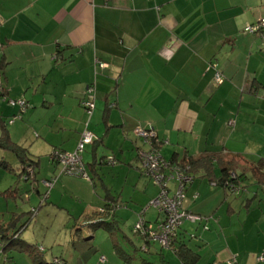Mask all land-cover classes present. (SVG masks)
Wrapping results in <instances>:
<instances>
[{"label": "crops", "instance_id": "obj_1", "mask_svg": "<svg viewBox=\"0 0 264 264\" xmlns=\"http://www.w3.org/2000/svg\"><path fill=\"white\" fill-rule=\"evenodd\" d=\"M262 18L264 0H0V119L6 113L29 120L38 109H47L54 111L55 131L66 135L56 141L39 126L37 140L27 146L26 125L10 119L4 120L11 126L10 139L38 164L40 152L31 147L72 153L83 131L96 137L84 158L92 186H102V200L88 205L81 222L70 226L66 244L75 241L74 246H67L69 253L61 260L88 263L90 251H74L82 228L88 231L83 239L90 242L99 228L89 224L99 219L96 214L105 205L113 214L103 220L118 226V205L140 206L132 197L124 200L126 190L141 195L143 203L156 196L157 188L139 166L138 151L153 148L169 165L207 157L208 167L195 163L185 187L187 211L214 213L229 202L226 213L231 212L226 191L214 184L222 178V164L264 191L250 172L264 161V40L245 32ZM216 73L222 82H215ZM89 87L94 108L87 114L82 102ZM8 100L23 101L25 107L11 106ZM137 126L154 132L153 147L134 136ZM108 156L116 164L110 169L111 184L100 175ZM17 164L21 167L18 159ZM3 181L0 171V227L5 229L20 215L9 212L5 197L10 195L4 196L17 189L3 190ZM32 185L40 197L39 185ZM33 209L19 219L26 218L17 229L21 240ZM219 225L225 229L215 251L219 264H261L256 258L264 253V222L258 227L256 221L232 224L220 218ZM114 236L115 229L108 232L114 250L130 262ZM9 257L12 261L5 263L1 255L0 264H32L24 253Z\"/></svg>", "mask_w": 264, "mask_h": 264}, {"label": "rangeland", "instance_id": "obj_2", "mask_svg": "<svg viewBox=\"0 0 264 264\" xmlns=\"http://www.w3.org/2000/svg\"><path fill=\"white\" fill-rule=\"evenodd\" d=\"M20 96L23 97V95ZM11 99L13 98L11 97ZM2 114H4V120L6 122L11 119L16 121L17 124L23 123L26 125L27 131L25 132V139H27V146H29V142L37 140L36 136L39 135V133L36 128L39 126H44L49 129V131H46L48 132L46 135L53 140L59 141L63 136L66 137L63 132L55 131L53 121L55 117L54 111L38 109L29 120L23 117V121L20 120L19 117L10 116V114L8 115L6 113ZM10 127L11 126L8 124L7 130ZM138 143L142 145L140 141ZM143 147L142 145V148ZM29 150L40 152L36 161L38 164L36 163L34 168L29 166L27 172L22 175L20 174V167L17 164L16 156L13 153L12 155L7 151L0 150V158L2 156V158H4L2 160L8 162L12 168L11 172L0 169L4 174L3 182L6 183V188L3 190H7L8 188L11 189V187L17 189V191H5L4 196L7 194L14 196V198L10 196L5 198L8 199L9 212L11 211L20 215V218L28 213V211H31L32 206L36 207V209H33V211L36 212L33 217L30 218L31 220L29 219V224L27 226L25 224L26 228L20 236L27 244L34 245L38 253L41 255L44 254L48 259L47 262L58 263L60 262L61 255H68L69 250L67 246L69 248H73L74 246L73 244L75 241L66 244L67 238L71 236L73 231V229L70 230V226L74 223L77 224L81 222L79 216L86 214L85 212L88 205L91 204L96 206L98 201L99 203L101 202L102 199L99 198V194L103 196V189L99 182H97L94 187L89 180L92 177V173L86 164V152H84L85 154L83 153L82 157L87 178H81L79 176L61 174V165L56 163L51 157L54 152H60L59 150L53 151V149H51L49 153H46V151H44L45 148L40 146H37V148L35 146L31 147ZM107 158L108 164L101 167V171L103 172L102 174L100 172V175L102 178L104 176L106 183L111 184L115 181L110 176V169L114 168L116 164L110 163V160L114 159L112 156H108ZM133 171H135V169H133ZM34 172L37 174L36 180ZM149 179L157 188V193L154 197L156 198L159 193V187L153 183L151 178ZM71 180L81 181V183ZM197 180L199 181V179ZM46 183H49V185H46ZM245 183L247 185H245V188L240 187L226 191V198L230 201V213H226L229 202L227 206L220 205L214 213L205 214L203 212V214H197L187 211L197 216V220L194 222L189 220L184 221L178 233L183 235V239L200 255L197 264H219L215 251L219 248L217 247L219 240L218 236L221 235V230L223 234L225 232V229H221V225H219L220 218L232 224H236L237 221H240L248 225L256 221L258 227L264 222V191L256 188L255 185H248V181H245ZM32 184L39 185L41 192L40 197L33 194ZM168 188L170 191L172 190L171 192H175L173 180L168 182ZM115 192L119 195L121 194L120 189ZM28 196L31 197L30 200ZM121 196L124 200H126L127 197H132L135 202L140 204V206L131 205L130 207L118 205L115 209V212L121 218L120 221L118 220L119 224L118 226L116 225L117 229L115 230L114 237L116 238L115 241H117L116 245L120 247L123 253L128 256L130 255V262L119 257L114 250L111 240L108 238V232L104 229L95 230L93 233L94 237L89 242L83 239V236L88 231L85 227L82 228V232L78 238L80 243L77 244V249L74 251H90L86 258L87 264H146L145 262H148V264H181L173 250L161 247L155 242L146 245L142 237L135 233L134 226L138 223L141 215V218L145 220L146 223L152 224L154 227L155 219L157 218L155 213L159 215L158 210L155 207H147L146 205L149 204V201L147 200L144 203L141 202V195L133 193L132 191L126 190ZM246 199H251L249 205L246 204ZM147 209L148 212L146 211ZM5 218L7 219V217ZM20 218L16 219L14 222L18 224V227H14L16 230L23 225V221L26 219L24 217L20 222ZM75 229L76 228H74V230ZM257 230L259 231V229ZM89 233L92 234V232ZM260 234H262V232H260ZM72 238L74 239L73 236ZM220 238H222V236ZM54 239L56 241H54ZM144 245L148 247L149 251L144 250ZM97 248H99L98 251ZM78 253L80 254V252ZM101 257L104 259L103 262H101ZM70 263L72 264V262Z\"/></svg>", "mask_w": 264, "mask_h": 264}, {"label": "built area", "instance_id": "obj_3", "mask_svg": "<svg viewBox=\"0 0 264 264\" xmlns=\"http://www.w3.org/2000/svg\"><path fill=\"white\" fill-rule=\"evenodd\" d=\"M245 32L249 34H259L264 40V18L258 22L248 25ZM215 82H222V77L216 73ZM86 99L82 102L87 114H90L94 108L93 88L87 90ZM11 106L17 105L20 109H24L23 101H9ZM134 136L144 144L154 145V132L139 126L133 130ZM96 141L93 133L85 130L82 132L75 150L72 153L54 152L52 159L61 165V174H68L87 178L82 155L86 146ZM142 170L153 180L155 185L159 187V193L156 198L149 202L148 207H155L158 210L159 218L155 221V226L148 224L140 216L138 223L135 224V233L143 235L148 242L158 243L161 247L169 248L173 237L184 221L194 222L197 216L187 212L184 208V191L193 177L188 165H169L166 163L156 151L152 148L150 151H138L137 153ZM167 171L170 174H166ZM174 180L176 183L175 192H171L168 188V182ZM49 185V183H46ZM145 249V246H144ZM257 262L264 264V253L256 258ZM104 259L101 257V262Z\"/></svg>", "mask_w": 264, "mask_h": 264}, {"label": "trees", "instance_id": "obj_4", "mask_svg": "<svg viewBox=\"0 0 264 264\" xmlns=\"http://www.w3.org/2000/svg\"><path fill=\"white\" fill-rule=\"evenodd\" d=\"M0 131H1L0 150L13 153L16 156L19 163L21 164L20 174L21 175L25 174L29 166L34 168L36 163L34 164V162L29 161L30 159H29L28 151L25 148L18 146L10 139L6 127V123L4 122V120L1 119H0ZM207 162H208L207 157L201 156L199 159L195 161L190 158L184 159L182 162L178 163V165L180 166L188 165L190 166V168H192L190 169V171H192L195 163H202L205 165V167H208L206 164ZM0 167H2L4 170H7L9 172L12 171V168L9 165V163L2 159L0 160ZM221 169H222V178L221 180H219L217 183L214 184L221 186L222 188H224L225 191L229 189L234 190L240 187L242 188L246 187L244 184L246 181V177L243 174L240 175L234 172L230 164H222ZM250 172L256 184L260 186H264V161H260L256 164V166L251 167ZM112 209L113 208H109L108 205H105L103 210L98 214H96L99 219L96 220V222L89 224V228L93 230L97 228L104 229L109 233L113 229L116 230L117 227L113 222L110 223V222H105L103 220L108 216H110L111 214H113ZM30 214L31 213H29V215ZM12 224L14 223L11 222V224H9L5 229L0 227V251H1L0 255L4 257L5 263L12 261V258L9 257V255L12 252H20L27 254L31 258L32 264H66L65 261H63V259L61 260V258H60V262L58 263H53V262L49 263L45 261L42 258L41 254L35 250L34 245H29L26 242L19 239L18 231L20 229L18 231L17 230L15 231V229L12 228ZM20 228L22 229V227ZM8 231L11 232L13 231V233L9 234ZM139 235L142 237L146 245H148L149 243H153V242H148L143 235L141 234ZM179 237L180 234L177 232L176 235L173 237L169 248L173 250L174 254L176 255V257H178L181 264H195L196 261L198 260L199 255L189 246L187 242H185L183 239ZM146 245H144L145 246L144 250L149 251ZM128 257L130 259V255ZM145 263L148 264V262Z\"/></svg>", "mask_w": 264, "mask_h": 264}]
</instances>
